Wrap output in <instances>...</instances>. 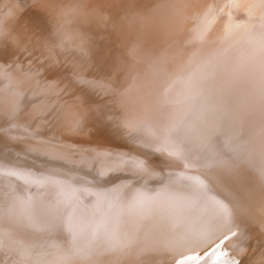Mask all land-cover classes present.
Returning a JSON list of instances; mask_svg holds the SVG:
<instances>
[{"label":"bare ground","instance_id":"obj_1","mask_svg":"<svg viewBox=\"0 0 264 264\" xmlns=\"http://www.w3.org/2000/svg\"><path fill=\"white\" fill-rule=\"evenodd\" d=\"M233 1L236 8L240 3V10L232 18L230 35L222 40L226 42L216 45L200 37L198 27H201L202 17L196 0H0V154L16 159V153H31L38 155V159L39 155H45L50 161L60 160L62 155L55 147L59 143L56 144L52 137L74 133L101 141L92 144L103 148V151L92 147L96 148L93 149L96 152L92 150L91 157L87 155L93 169L104 172L114 181L126 175L142 176L140 172L145 171L148 175L144 177L145 180L156 186L139 192L135 191L136 185L132 182L129 186L135 193L130 194L118 180L116 195L114 185H111V190L108 189L113 184L112 179L108 181L112 183L107 188L104 187L106 184L101 185L97 183L98 178H94L100 172L97 175L87 173L89 176L84 172V178L90 177L87 181L72 180L73 183L69 181L64 184L63 181V185L60 184L57 193L62 199L58 197L60 202H57V198L52 199L47 194L42 197V191L40 195L38 182L31 180L33 176L26 192H23L24 189L17 191L14 187L16 191L6 194L4 191L10 188L7 183L8 187L3 191L5 194H0V201H7L13 194H22L35 207H43L46 211L55 208L61 215L67 211L71 219L83 223L73 230L67 227L61 230L33 227L22 215L15 216L11 223L5 220L0 224V235L5 243L0 264H19L16 256L31 260L37 257L35 253L49 249L68 254L83 251L86 247L88 249L100 237L102 225L109 218L117 223L120 220L122 228L121 232L114 234L117 243L113 245V241L107 238L113 247L118 242L137 245L143 240L138 241L142 232L140 225L147 217L145 213L151 212L152 208L154 211L153 205L166 215L159 214L155 218L157 223L163 225L159 227L161 232L157 231L159 236L154 235L156 238L153 239L162 241V247H151L149 253L144 251L148 253L149 260L142 264H178L184 247L177 246L168 251L170 255L177 254L174 256H170L165 247L177 234L175 226L179 227L180 220L189 221L194 217L190 221L199 225L200 229H189L195 240L193 244H201L204 237L207 241L206 236H210L214 246L209 250L212 245L206 249V241L202 243L205 250L202 256L208 255L214 261L213 253L217 250L222 257L235 260L253 249L259 250V256L264 255V114L259 99L264 96V64L259 59L250 60L248 65H251L247 68L249 74L239 78L225 71L230 68V60H212L214 54H234L246 42L254 43L255 50L264 54V0ZM56 24L59 26L55 27ZM65 37L71 38L70 42L75 45L71 50L64 47L66 44H61ZM259 61L262 64H258ZM244 80L247 88H243ZM234 91L237 96L240 95L238 99L232 98ZM148 95H151L148 97L151 101L147 99ZM12 127L27 136L32 134L29 131L39 132L45 138L35 134L32 136L42 139L46 145L37 147L38 144L22 141L18 138L20 133L17 135L15 132V136L12 133L14 130H9ZM122 143L125 146L123 149L117 146ZM131 144L133 150L128 147ZM225 144L235 154L229 153L231 159L225 158L219 166H214ZM73 147H69L72 150L67 147L66 151H73ZM77 149L76 152L80 153ZM173 166L179 170H195L209 187L199 188L193 178V181H189L177 173H172L174 178L165 179L168 176L165 170ZM8 168L0 167V170L11 183V180H15L14 175L8 174L11 172ZM34 169L36 171L37 168ZM31 171L33 174V168ZM16 176L23 181L29 178L22 174ZM84 190L93 196V201L84 195ZM52 192L56 191L52 189ZM136 192L143 194L148 203L133 208L130 200ZM220 203L227 206L230 215L220 210ZM244 203L250 204L246 216V212L243 214ZM162 218L165 221H161ZM108 225L111 226L110 223ZM253 226L259 227L257 236ZM223 229L234 230L240 236V240H237L240 247L235 251L230 248L226 253L221 248ZM259 231L263 236L261 233L259 235ZM167 235L171 237L167 238ZM107 239L104 241L108 242ZM107 248L105 251H108ZM134 249L131 247V250ZM139 255H132V261L130 257L128 259L132 264H141L142 257ZM97 258L100 259V256ZM115 258L113 260L119 259ZM259 264H264V256Z\"/></svg>","mask_w":264,"mask_h":264},{"label":"rangeland","instance_id":"obj_2","mask_svg":"<svg viewBox=\"0 0 264 264\" xmlns=\"http://www.w3.org/2000/svg\"><path fill=\"white\" fill-rule=\"evenodd\" d=\"M227 1L229 2V4H227ZM242 1V0H241ZM231 2H232V4H231ZM196 7H197V9H198V11H200L201 10V27H198V32H199V34H200V37L206 42H209V43H211V44H220L221 42H226V41H222V40H226V37H228L229 35H230V31L232 30V18H235V16H236V14L238 13V11L240 10V3H238V5H237V8H236V4H235V1H231V0H196ZM217 4V5H216ZM222 5V6H221ZM214 10V11H213ZM210 12H211V14H210ZM214 14H215V16H214ZM210 21V22H208V21ZM211 23V24H210ZM222 24V25H221ZM212 25V26H211ZM213 25H215V26H213ZM57 26H59V25H57L56 24V26L55 27H57ZM204 27H206V28H204ZM210 28H212V29H210ZM204 30V31H203ZM208 30V31H207ZM215 31L217 32V33H215ZM225 37V38H224ZM66 38V37H65ZM63 38V42H61V44L64 46L65 44V48L67 49L68 48V50H71L72 48H74L75 47V45H73L72 44V42H70V39L71 38ZM68 40V41H67ZM70 42V43H69ZM69 44V45H68ZM62 45H61V47H62ZM67 46H69V47H67ZM255 44L253 43V44H251L250 42H246L245 44H243L242 46H240L238 49L239 50H237V51H235L234 52V54L233 53H226V54H224L223 52H222V54L221 55H218V56H216L215 54H214V57L212 58V60H216L217 62H221V61H225L226 59L229 61L230 60V63L232 64H230V68H228V71L227 70H225L226 72H227V74H235L234 76H236L237 75V77H241V75H242V77L241 78H243L244 77V74H249L248 73V69L247 68H249L250 67V65L251 64H249L248 65V62L250 61V60H253V59H255L254 61H256V59H259L263 64H264V54L263 53H258V51L257 50H255ZM63 48V47H62ZM214 49H217V47H214ZM243 51V52H242ZM224 54V55H223ZM233 54V55H232ZM223 55V56H222ZM226 55L228 56V57H226ZM243 56V57H242ZM231 57H233V58H231ZM237 57V58H236ZM260 57V58H259ZM221 58H223V59H221ZM234 58H236V59H234ZM242 58V59H241ZM231 59H233L234 60V62L231 60ZM246 59V60H245ZM237 60V61H236ZM215 61V62H216ZM236 61V62H235ZM243 61V62H242ZM259 61V63L258 64H260L261 62ZM261 63V64H262ZM241 64V65H240ZM244 65V66H243ZM241 67V68H240ZM245 69V70H244ZM235 71V72H234ZM229 72V73H228ZM239 74V75H238ZM240 83H243V82H240ZM240 83H237V85H240ZM222 85V84H221ZM244 85L245 86H243V88H245L246 87V84H245V80H244ZM240 87V86H239ZM242 88V89H243ZM247 88V87H246ZM241 89V88H240ZM235 93L233 94V96H232V94H231V96H232V98H234V99H238V97L240 96H237V93H236V91H234ZM148 97H151V95H148L147 96V99L148 100H150L151 101V98H148ZM231 98V97H230ZM259 99H260V104H261V106H260V108L262 109V114H264V96H260L259 97ZM230 100H232L233 101V99H230ZM233 102H235V101H233ZM239 104V103H238ZM261 114V113H260ZM259 114V115H260ZM261 114V115H262ZM262 116H259V118H261ZM264 117V116H263ZM18 127V126H17ZM19 129L21 128V127H18ZM16 129V128H15ZM9 130H14V128L12 127V129H9ZM28 130H30V129H27V131ZM15 132H16V134L17 135H19V133H20V135H21V137H20V135L18 136V138H20L22 141H24V142H26V143H29V144H38V146L37 147H42V146H45L46 144H44V143H46V142H44L42 139H40L39 140V138L38 139H35L32 135L33 134H35V135H38V136H40V138H41V136H42V138L44 137L43 135H41L39 132H35V131H29V133H32V134H29L28 136H27V134H24V133H21V132H17L16 130H14V131H12V133H13V135H15V136H17L16 134H15ZM35 132V133H34ZM24 134V135H23ZM25 137L26 136V138H23V137ZM75 137V138H74ZM77 137V138H76ZM87 137L88 136H78V135H75L74 133H72L71 135H68V136H66V135H64V134H61V135H59V136H57V138L56 137H52L53 139H54V141H56L55 143L57 144V143H59L58 144V146H55L57 149H58V151H59V153H61V155H62V158L59 160V159H55V160H53V159H51V161H50V159L49 158H46V157H41L40 155H39V159H38V155H32L31 153H30V155H29V153L27 154V153H25V154H23V153H16V155L14 154V156H18V157H16V159L15 158H11L10 156H7V155H4V154H0V167H10V168H8V169H10V171L11 172H13V173H15L16 175L17 174H22V175H25L26 176V173H28L27 174V178H28V176H29V178L27 179V181H23V180H21L22 178H19L18 176H16V175H14L13 176V178H14V180L15 181H12L11 180V183H10V180H8V179H6L5 178V176L2 174V171L0 170V178H2V179H4V180H2V179H0L1 181H0V187H1V189H3V190H1L0 189V194H7V193H10V192H13V190H14V187H15V189L18 191H23L22 189H24V191L23 192H26V190L28 189V188H30L29 186H30V184L29 183H31L32 181H30V178H31V180H33V182H38V183H36V184H39V188H37L38 189V192L40 193V195H42V197H45L46 196V194L50 197V198H52V199H56V201L58 200L59 202H60V200H59V198L60 199H62L61 197H59V195H58V193H57V191H58V189H59V187H60V184H62L63 185V181H64V184H66L67 182H71V183H73L74 181L75 182H80V181H87V179H89L90 177H87V176H89L90 174H94V175H97L98 174V172H100V171H98L97 169H93V166H92V164H91V161L89 160L90 158L89 157H91L90 156V153H92L96 148H92V147H97L95 144H92V142H101L100 140H96V139H93V137H91V139H90V137L87 139ZM45 138V137H44ZM68 138H70V140L68 139ZM29 139H31L30 141H29ZM56 139V140H55ZM76 139H78V140H76ZM76 140V141H75ZM77 141H79V142H77ZM71 143L70 145H69V143ZM77 142V143H76ZM61 143H63V144H61ZM89 143V144H88ZM61 144V145H60ZM66 146H65V145ZM86 144V145H85ZM63 145H64V147H63ZM69 145V146H68ZM78 145H82V146H78ZM90 145H91V147H90ZM112 145V144H111ZM124 144L122 143V145L120 144V145H117V146H120L122 149H123V147L125 148V146H123ZM60 146V147H59ZM73 146H78L77 148L80 150V153H78V152H76V149L77 148H75V147H73ZM86 147V146H88L87 148H84V147ZM133 145L131 144V145H129L128 147H129V149L130 150H133L134 148L132 147ZM72 148L73 147V151L75 152V154H74V152L73 151H70V150H72V149H67V150H69L70 151V153H69V151L67 152L66 151V148ZM64 148V149H63ZM127 148V147H126ZM62 149H63V152H61L62 151ZM77 149V151H79ZM84 149V150H83ZM87 149V150H86ZM94 149V150H93ZM93 150V151H92ZM96 150H101V151H103V148H99V147H97V149ZM85 151V152H84ZM94 152H96V151H94ZM77 153V154H76ZM42 154H44V153H42ZM69 154V155H68ZM82 154V155H81ZM20 155V156H19ZM71 155V156H70ZM75 155V156H74ZM85 155V156H84ZM89 157H88V156ZM14 156H12V157H14ZM24 156H25V158H24ZM51 156H54V155H51ZM63 156H65V158L63 157ZM73 156V157H72ZM79 156H80V158H79ZM2 157V158H1ZM28 158V160H27V158ZM55 157H57V156H55ZM83 157L86 159H83ZM11 158V159H10ZM20 158V159H19ZM67 158V159H66ZM88 158V159H87ZM2 159H8V160H2ZM26 159V160H25ZM34 160V161H36V159H37V161L36 162H34V161H32V160ZM77 159V160H76ZM10 160H12V162L10 161ZM20 160V161H19ZM23 160V161H22ZM58 162H57V161ZM85 160V161H84ZM9 163H8V162ZM21 161H22V165L24 164V166H25V168H24V166L22 167L21 166ZM27 161H28V163H27ZM30 161H32L31 163H29ZM80 161V162H79ZM82 161H84V162H82ZM88 161H90V162H88ZM7 162V163H6ZM10 162L12 163V165L10 164ZM57 162V163H56ZM15 163V164H14ZM16 163L18 164V165H16ZM32 163H33V165H32ZM37 163V164H36ZM42 163H44L43 164V166L42 165H40V164H42ZM78 163V164H77ZM80 163V164H79ZM36 164V165H35ZM53 164V165H52ZM138 164V163H137ZM20 165V166H19ZM55 166V167H52V166ZM58 165V166H57ZM60 165H61V167H60ZM83 165V166H82ZM12 166V167H11ZM38 166V167H37ZM42 166V167H41ZM76 166H78V167H76ZM22 167V168H21ZM27 167H28V169H29V171H28V169H27ZM39 167H41V168H39ZM50 167H51V169H50ZM60 168V170H59V168ZM64 167V168H63ZM32 168H33V174H32V171L30 172V170H32ZM34 168H37L36 169V171H35V169ZM38 168H39V172H40V170L42 171V174L40 173V174H38L39 172H38ZM89 168H90V170H89ZM172 169H168V170H165V171H167V175L168 176H165V179H169V178H174L175 176H173L172 175V173H177L178 175H180V176H182L183 177V179H187V180H189V181H193V179H194V182L196 183V185L197 186H199V188L201 187L202 188V186H206L205 188H207V187H209V186H207V185H209V184H207V182L204 180V179H202V176L201 175H197V172L195 173V170H193V169H190V168H186V169H184V170H179V169H177V168H175L174 166L173 167H171ZM19 169V170H18ZM21 169V170H20ZM25 169L27 170V172L25 171ZM67 169H68V171H67ZM45 170H46V173L47 174H45ZM53 170V171H52ZM72 170V171H71ZM85 170V171H84ZM87 170V171H86ZM95 170H97V171H95ZM174 170H175V172H174ZM63 173H65V174H63ZM71 171V172H70ZM79 171V172H78ZM89 171V172H88ZM179 171V172H178ZM52 172V173H51ZM85 172L86 173V175L87 176H85V178H84V175H85V173L83 174V173ZM91 172V173H90ZM96 174H95V173ZM181 172V173H180ZM191 173V175H190V173ZM31 173V174H30ZM51 174V176H50V174ZM69 173V174H68ZM76 173H78V175H76ZM82 173V174H81ZM89 175H88V174ZM102 173V174H101ZM153 173H155V172H152V174ZM170 173V174H169ZM183 173V174H182ZM30 174V175H29ZM38 174V175H37ZM43 174H45V175H43ZM140 174L142 175V176H140V175H133V176H128V175H126V177H122V178H120V179H116L115 181H114V179L113 178H111V177H109L108 175H106V174H104V172H100L96 177H94V178H98L97 179V183H100L101 185H105L106 184V186H104V187H107V185H109L110 183H112V182H108V181H112L113 180V184H110L109 186H113L114 187V190H115V193H116V190H117V188H118V184H117V181L119 180V181H121L120 182V184L125 188V190H127V191H129V193L130 194H132V193H135V191H138L139 190V192H146V191H144L145 189H147V190H149V188L150 189H152L151 187H153V188H155L156 186L154 185L155 183H150V182H148L147 180H145V178L144 177H148V175L146 174V172L144 171L143 173L142 172H140ZM145 174V175H144ZM151 174V175H152ZM177 174H175V175H177ZM35 175V176H34ZM39 175H42V176H39ZM53 175V176H52ZM56 175V176H55ZM60 175V176H59ZM66 175H68V176H66V178H65V176ZM70 175V176H69ZM75 175V176H74ZM82 175V176H81ZM94 175H92L91 177L93 178V176ZM105 176V178L106 179H108L107 181H105V179H104V177H102V176ZM170 175V176H169ZM197 175V176H196ZM38 178H37V177ZM58 176H59V178H58ZM62 176H64V177H62ZM78 177V178H75V177ZM101 176V177H100ZM134 176L136 177V179L134 178ZM34 177H36V178H34ZM42 177V178H41ZM61 177V178H60ZM79 177H81V178H79ZM131 177V179L129 180V178ZM133 177V178H132ZM186 177V178H185ZM188 177V178H187ZM190 177V178H189ZM43 178H45V179H43ZM70 178V179H69ZM75 178V179H74ZM127 178V179H126ZM143 178H144V180H143ZM193 178V179H192ZM195 178H196V180H195ZM201 178V181L199 180V179ZM35 179H37V180H35ZM44 180V181H41V180ZM58 179V180H57ZM84 179V180H83ZM99 179H101L100 181H99ZM110 179V180H109ZM112 179V180H111ZM141 179V180H140ZM147 179V178H146ZM6 180V181H5ZM8 180V181H7ZM20 180V181H19ZM48 180H49V183H48ZM72 180H74V181H72ZM77 180V181H76ZM128 180V181H127ZM137 180L139 181V182H137ZM162 180V179H161ZM199 180V181H198ZM2 181H4V182H2ZM131 183H130V182ZM134 181H135V183H134ZM5 182H6V185L4 186V184H5ZM13 182V183H12ZM23 182V183H22ZM43 182V183H42ZM104 182H106V183H104ZM126 182H128V184L126 183ZM132 182H133V185H136V187L134 186V189H135V191L133 192V189L129 186V184H132ZM143 182H144V184H143ZM145 182H146V184H145ZM203 182V183H202ZM4 183V184H3ZM7 183H8V186L10 187V188H7L8 186H7ZM16 183V184H15ZM18 183V184H17ZM103 183V184H102ZM108 183V184H107ZM147 183H149V185L147 184ZM200 183V184H199ZM205 183V184H204ZM22 185V187H21V185ZM24 184V185H23ZM29 184V185H28ZM42 184H44L45 185V187H44V185H42V187H41V185ZM49 184V185H48ZM18 185H19V187H18ZM26 185H28V187L26 186ZM52 185V186H51ZM61 185V186H62ZM130 187H128V186ZM139 187H138V186ZM142 185V186H141ZM153 185V186H152ZM24 186H26V187H24ZM38 186V185H37ZM56 186V187H55ZM108 186V187H109ZM112 186L111 187H107L109 190H111V188H112ZM42 189H41V188ZM51 187V188H50ZM84 187H86L85 185H84ZM6 188H7V190H6ZM12 188V189H11ZM20 188V189H19ZM50 188V189H49ZM55 188V189H54ZM58 188V189H57ZM129 188V189H128ZM52 189H53V191H56V192H52ZM131 189V190H130ZM143 189V190H142ZM4 190H6V191H4ZM16 190H14V191H16ZM5 193H4V192ZM8 191H10V192H8ZM41 191L43 192L42 194H41ZM139 192H136V193H139ZM45 193V194H44ZM57 194V195H56ZM84 195L90 200V201H93L94 199H93V196L92 195H90V194H88L87 192H86V190H84ZM116 195H117V193H116ZM54 196V197H53ZM84 196V197H85ZM130 196H132V195H130ZM135 196V195H134ZM59 197V198H58ZM57 201V202H58ZM148 201V200H147ZM148 203V202H147ZM147 203H144V204H141L140 206H142V205H145V204H147ZM245 204V208H244V212H243V214L245 213V216L247 215V209L248 208H250V204H247V203H244ZM153 206H155L154 207V211H153V208H152V210H151V212L153 213V216H151L152 215V213L150 212V211H148L147 213H145V216H147V217H144V219H143V221H142V223H141V231L142 232H140L141 234H140V239L138 240V241H140L141 239H143V240H141L142 241V243L143 244H141V241L140 242H138L137 243V245H139V246H137V245H135V243H131V242H128V243H119L118 242V244H116L115 246H117V247H113V245L115 244V243H117L116 241H114V238H115V232L116 231H118V232H121V230H122V228L120 227V220H119V222L117 223L114 219L112 220V219H107V222H105L103 225H102V231H101V233L103 234H100V237H101V239H100V237L99 238H97L92 244H90L88 247V249H87V247L85 248V250H83V251H75V252H73V253H71V254H68V253H63V252H59V251H57V250H53V251H51V249H49V250H47V251H45V252H42V253H44L41 257H38V256H40L39 254H42L41 252H38V253H35V256H37L36 258H32L31 260H27V259H25V258H23V257H19V256H16V259H17V261L19 260L20 261V263L22 264H68L69 263V261H72V262H70L71 264H81L82 262V264H87L88 262V264H93V263H95V264H102V263H104L105 262V264H111L112 262V264H114L115 262V264H132L133 262H130V261H132V255H134V256H138L140 253V255H139V257L141 258H144L143 260H142V258L140 259L141 261V264L142 263H145V262H147L149 259L147 258V255H146V253L148 252H150V248L151 247H154V248H156L157 246L159 247H162V245H160V243L162 242H160L158 239H153V238H156V237H158L159 235H158V233L159 232H161V230L159 229V227H161L162 225H163V223L162 224H160V223H157V221H156V219H157V216L156 215H159V214H163V215H165L161 210H160V208L159 207H156V205H153ZM249 206V207H248ZM252 206V205H251ZM159 208V209H158ZM155 209H157V210H155ZM246 210V211H245ZM155 212V213H154ZM148 213L150 214V215H148ZM157 213V214H156ZM152 218H151V217ZM166 216V215H165ZM150 218V219H149ZM155 220H154V219ZM193 219H195V217L193 218ZM192 218H189L188 220L189 221H185V220H183V222H182V220H180L181 221V224H183L182 226H181V224L179 225V227H177V226H175V228L178 230V232H177V234L175 235V237L173 238L172 237V239L171 240H169L168 242H171V243H168V245H167V247H165V251L168 253V251H170V250H172L173 248H176L177 246H182V247H184V251H183V254H182V257H181V259L180 260H182V261H180L179 260V263L178 264H234L235 262V264H237V261H240V259H241V262H238V264H251V262L250 261H252V259L253 260H256L258 263H256V261H252V264H259V262H260V259L264 256H262V254H261V256H259L260 254H259V250L258 249H253V250H257V251H250L246 256H241L240 258H238V259H231V258H227L226 256H224V257H222L221 256V252H218L217 250L213 253L214 255H213V257H214V261L213 260H211L210 258H209V256L207 255V257H206V255H204V256H202V254H203V251H205L204 249H203V244L205 243V241H206V239H205V237L203 238V240H202V243L201 244H193V242H195V240L193 239V236H191V232L189 231V229L190 230H192L193 228H199L200 229V227H199V225L197 226V224H195V223H192L190 220H193ZM108 220L110 221L109 223H110V225L111 226H109L108 224ZM148 220H150L149 222H148ZM112 221H113V223H112ZM115 221V222H114ZM146 221V222H145ZM161 221H165V219H163L162 218V220ZM184 221H185V223H184ZM153 223V224H152ZM190 223V224H189ZM194 224V225H192V224ZM143 224H145V226L143 225ZM158 224V225H157ZM113 225V226H112ZM153 227H152V226ZM161 225V226H160ZM116 226V227H115ZM148 226H149V228H148ZM259 226V225H258ZM258 226H256V228L254 227L253 229H254V232H255V234H256V236H257V234H258V230H259V227ZM107 227H108V230H107ZM110 227V228H109ZM113 227H115V228H113ZM151 227V228H150ZM180 227H182V228H180ZM146 228H148V229H146ZM157 228V229H156ZM104 229H105V231H104ZM113 229V231H111ZM143 229H144V232L146 233V234H144V232H143ZM151 229H152V231H151ZM154 230V231H153ZM156 230V231H155ZM186 230V231H185ZM225 230V231H224ZM150 231V232H149ZM157 231H159L158 233H157ZM106 233V234H105ZM113 233V234H112ZM143 233V234H142ZM172 233H174V232H172ZM221 233H223V237H224V241H223V243H222V245H220L221 246V248L223 247L224 249H225V251H226V253H227V251L229 250H234V249H237V248H239L240 246H239V243H238V241L240 240V236L238 235V234H235V232H234V230H231V229H223V231L221 232ZM261 231H259V235H261L262 234V236H263V233H261ZM111 234V235H110ZM150 234H152V235H150ZM105 235H107V236H105ZM110 235V236H109ZM149 235V236H148ZM156 237H155V236ZM179 235V236H178ZM103 236L107 239H111V242L113 241V245H112V243L111 242H109V240L107 239V241L109 242H106V241H104V240H106L105 238L103 239ZM145 237V236H147V238H142V237ZM168 236V235H167ZM177 236V237H176ZM111 237V238H110ZM152 239H151V238ZM166 237V236H165ZM171 237V235H169L167 238H170ZM192 237V238H191ZM207 237V241H206V249H207V246H209V245H212V237H208V236H206ZM229 237H230V239H229ZM149 238L152 240H149ZM179 240H178V239ZM181 238V239H180ZM100 240V241H97V240ZM103 239V240H102ZM150 242H149V241ZM154 240V241H153ZM157 240V241H156ZM165 240V239H164ZM177 240V241H176ZM226 240V241H225ZM229 240V241H228ZM236 240V241H235ZM238 240V241H237ZM102 241V242H101ZM124 241V240H123ZM144 241H145V246H144ZM165 241H167V240H165ZM185 241V243L182 245V242H184ZM263 241V240H262ZM262 241H260V242H262ZM96 242H99L98 244L96 243ZM106 242V243H105ZM147 242H148V244H147ZM174 242V244H172ZM102 243V244H101ZM104 243V244H103ZM187 243H190V244H187ZM235 243H237V244H235ZM107 244H109L110 246H108ZM120 244V245H119ZM127 244V245H126ZM131 244V245H130ZM91 245H93L92 246V248L90 249V246ZM95 245L98 247V250H97V248L95 247ZM99 245H101V246H99ZM112 245V246H111ZM123 245V246H122ZM140 245H141V247H140ZM143 245V246H142ZM154 245V246H153ZM174 245H176V246H174ZM232 245V246H231ZM106 246V247H105ZM132 248H136V249H134L135 251H137L138 252V250L140 249V248H143V252L142 251H140V252H135L134 250H131V247ZM147 246V247H146ZM169 246V247H168ZM172 246V247H171ZM230 246V247H229ZM105 247V248H104ZM108 247V248H107ZM111 249H110V248ZM124 249H123V248ZM138 247V248H137ZM144 247H146L147 248V250H146V248H145V250H144ZM149 247V248H148ZM214 246L212 245L210 248H209V250L211 249V248H213ZM94 248V249H93ZM100 248V249H99ZM106 248H107V250L108 251H105L106 250ZM171 248V249H170ZM188 248V249H187ZM231 248V249H230ZM119 249H121V250H119ZM130 249V250H129ZM153 249V248H152ZM88 250V251H87ZM93 250V251H92ZM104 251V253H103V251ZM117 250V251H116ZM149 250V251H148ZM197 250V251H196ZM51 253H50V252ZM87 251V252H86ZM92 252V254L94 255H92L91 254V252ZM97 251V252H96ZM98 251L100 252V253H102L101 255H104L103 257L101 256V255H99L100 253H98ZM113 251V252H112ZM128 253H127V252ZM144 251H147V252H144ZM164 251V252H165ZM235 251V250H234ZM49 252V253H48ZM110 252H111V254H110ZM116 252V253H115ZM130 252V253H129ZM133 252H135L136 253V255L133 253ZM196 252H197V254H196ZM199 252V253H198ZM252 252V253H251ZM256 252V253H255ZM47 253V254H46ZM77 255H76V254ZM118 253V254H117ZM147 253V254H148ZM165 253L164 255L166 256L167 255V257H169V255H170V253ZM258 253V254H257ZM75 254V258H74V255ZM83 254H88V255H86V257H85V255H83ZM113 254V255H112ZM128 254V255H127ZM146 256H145V255ZM193 254H194V256H193ZM256 254V255H255ZM54 255V256H53ZM98 255V256H97ZM109 255V256H108ZM110 255H112L111 257H113V258H111L110 257ZM141 255H144V256H141ZM174 255H177L176 253L175 254H172V255H170V256H174ZM198 255V256H197ZM77 256V257H76ZM89 256V257H88ZM92 256H93V258H92ZM100 256V259L99 258H97V257H99ZM132 256V257H131ZM257 256V257H256ZM258 256H259V258H258ZM80 258V260H79V258ZM103 259H102V258ZM104 257H110V258H107L108 259V261L110 262H108L107 260H106V258H104ZM115 257H117V258H119L118 260H113V259H116ZM131 258L130 259V261H129V259L128 258ZM261 257V258H260ZM78 258V259H77ZM88 258H90V259H88ZM95 258H96V260H95ZM122 258V259H121ZM184 260H183V259ZM200 258L203 260V262H202V260H200ZM222 258H223V260H222ZM224 258H225V260H227V261H225L224 262ZM251 258V259H250ZM255 258V259H254ZM83 259H85V260H83ZM86 259H87V261H86ZM98 259V260H97ZM103 260V261H101V262H99V263H96V261L98 262V261H100V260ZM110 259V260H109ZM49 260V261H48ZM78 260V261H77ZM81 260H82V262H81ZM90 260V261H89ZM95 262H94V261ZM113 260V261H112ZM189 260V261H188ZM198 260H200V261H198ZM250 260V261H249ZM259 260V261H258ZM19 261H18V263H19ZM45 261V262H44ZM66 261V262H65ZM74 261V262H73ZM128 261V262H127ZM210 261V262H209ZM262 261V260H261ZM44 262V263H43ZM78 262V263H77ZM81 262V263H80ZM85 262H87V263H85ZM119 262V263H118ZM197 262V263H196ZM205 262V263H204ZM254 262V263H253ZM19 263V264H20ZM69 263V264H70ZM152 263V262H151ZM156 264V263H155Z\"/></svg>","mask_w":264,"mask_h":264},{"label":"snow or ice","instance_id":"obj_3","mask_svg":"<svg viewBox=\"0 0 264 264\" xmlns=\"http://www.w3.org/2000/svg\"><path fill=\"white\" fill-rule=\"evenodd\" d=\"M234 150L227 144L224 145L221 155L215 160L214 166H219L225 158L231 159ZM264 171V169H262ZM9 175H15V173H8ZM105 200L108 197H104ZM147 198L140 193L131 197L130 204L133 208H138L141 204L147 203ZM220 210L225 215H230L227 206L223 203L219 204ZM17 215H22L23 219L33 227L43 226L47 229L59 228L63 230L65 227L69 230H73L78 224H82L81 221L73 220L69 217V212L59 214L55 208L45 210L43 207H35L33 202L28 199L27 196H10L7 201H0V224H3L5 220L9 223L13 222V219ZM58 218V219H57ZM5 243L2 235H0V254H3Z\"/></svg>","mask_w":264,"mask_h":264}]
</instances>
